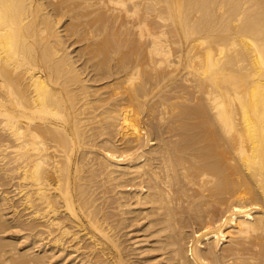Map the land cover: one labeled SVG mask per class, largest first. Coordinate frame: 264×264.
<instances>
[{"label": "bare ground", "instance_id": "6f19581e", "mask_svg": "<svg viewBox=\"0 0 264 264\" xmlns=\"http://www.w3.org/2000/svg\"><path fill=\"white\" fill-rule=\"evenodd\" d=\"M0 172V264H264V0H0Z\"/></svg>", "mask_w": 264, "mask_h": 264}, {"label": "rangeland", "instance_id": "374dc122", "mask_svg": "<svg viewBox=\"0 0 264 264\" xmlns=\"http://www.w3.org/2000/svg\"><path fill=\"white\" fill-rule=\"evenodd\" d=\"M1 173V172H0ZM0 176H2V175H0ZM1 179H3L2 177H0V184L2 183L4 186H5V184H6V186L5 187H7L8 185V187L6 188V189H3V188H5V187H2V186H0V187H2L0 190H4L3 191V193H7V196L8 197H10L9 198V203H12V201H13V203H14V199H13V191L11 190V188H13V186H12V182H9V183H11V184H7V182L3 179V181L1 180ZM11 186V188H9ZM8 189H10V190H8ZM11 193V194H10ZM13 199V200H12ZM11 201V202H10ZM8 210H10L9 211V213L8 214H12V207H10V209H8ZM12 211V212H11ZM11 212V213H10ZM10 219L11 218H9L8 220H7V222H8V225L9 224H11V221H10ZM11 227V229H13L14 228V231L13 230H7V231H5L4 233H1V235L2 234H4L5 236L7 235V237H5L4 235H2L4 238H7V240L9 239V240H11L13 243H16V242H18V244L20 245V247H19V250L21 251L23 248H24V246L26 245V244H29L30 243V238L29 239H27L28 237V235L26 234L27 233V230H20V229H17L18 227H12V226H10ZM9 227V228H10ZM17 230H16V229ZM13 231V232H12ZM23 231V232H22ZM6 232H7V234H6ZM11 234V235H10ZM16 235V236H15ZM21 235V236H20ZM17 237V238H16ZM12 238V239H11ZM22 240V241H21ZM16 241V242H15Z\"/></svg>", "mask_w": 264, "mask_h": 264}]
</instances>
